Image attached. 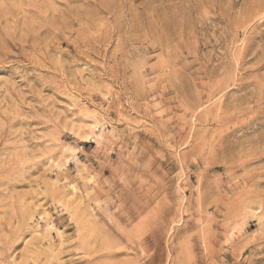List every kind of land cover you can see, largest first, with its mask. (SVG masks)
I'll return each mask as SVG.
<instances>
[{
	"label": "rangeland",
	"instance_id": "374dc122",
	"mask_svg": "<svg viewBox=\"0 0 264 264\" xmlns=\"http://www.w3.org/2000/svg\"><path fill=\"white\" fill-rule=\"evenodd\" d=\"M0 264H264V0H0Z\"/></svg>",
	"mask_w": 264,
	"mask_h": 264
}]
</instances>
